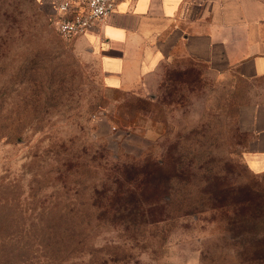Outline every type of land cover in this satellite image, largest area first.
<instances>
[{
  "label": "rangeland",
  "instance_id": "obj_1",
  "mask_svg": "<svg viewBox=\"0 0 264 264\" xmlns=\"http://www.w3.org/2000/svg\"><path fill=\"white\" fill-rule=\"evenodd\" d=\"M52 12L37 0H0L1 236L16 222H38L34 214L56 204L50 184L60 176L72 185L74 175L63 174L70 157L142 161L176 148L211 176L226 173L264 185V174H252L243 158L256 109H264V77L215 74L177 48L140 90L110 87L81 39L95 29L64 40L53 28ZM187 190L194 196L198 188ZM213 216L193 214L171 221L167 231L152 230L157 236L144 249L134 247L132 256L140 264H264L249 226ZM254 232L264 235V223ZM93 235L97 246L123 241L113 228Z\"/></svg>",
  "mask_w": 264,
  "mask_h": 264
},
{
  "label": "trees",
  "instance_id": "obj_2",
  "mask_svg": "<svg viewBox=\"0 0 264 264\" xmlns=\"http://www.w3.org/2000/svg\"><path fill=\"white\" fill-rule=\"evenodd\" d=\"M177 152L166 150L142 161L101 163L96 155L90 161L66 159L63 174L75 179L70 185L65 177L54 178L58 182L50 187L56 204L34 214L38 222H16L5 236L1 232L6 227H0V264H140L132 249L146 248L157 236L152 230L167 231L171 221L198 213L249 226L253 249L264 250V235L256 238L254 232L264 223V185L237 182L226 173L211 176ZM189 186L198 188L194 196ZM73 200L81 207L76 208ZM15 214L18 218L22 212ZM102 227L120 232L123 241L97 246L93 234ZM166 237L161 234L162 240Z\"/></svg>",
  "mask_w": 264,
  "mask_h": 264
},
{
  "label": "crops",
  "instance_id": "obj_3",
  "mask_svg": "<svg viewBox=\"0 0 264 264\" xmlns=\"http://www.w3.org/2000/svg\"><path fill=\"white\" fill-rule=\"evenodd\" d=\"M52 6L56 0H37ZM81 39L97 56L106 85L138 91L180 48L215 74L264 76V0H117L106 21ZM243 158L264 171V109Z\"/></svg>",
  "mask_w": 264,
  "mask_h": 264
},
{
  "label": "built area",
  "instance_id": "obj_4",
  "mask_svg": "<svg viewBox=\"0 0 264 264\" xmlns=\"http://www.w3.org/2000/svg\"><path fill=\"white\" fill-rule=\"evenodd\" d=\"M117 0H56L51 23L56 34L64 40L82 35L106 21Z\"/></svg>",
  "mask_w": 264,
  "mask_h": 264
}]
</instances>
